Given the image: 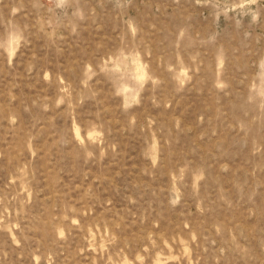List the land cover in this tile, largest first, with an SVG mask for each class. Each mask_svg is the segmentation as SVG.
I'll return each instance as SVG.
<instances>
[{
    "label": "rangeland",
    "instance_id": "rangeland-1",
    "mask_svg": "<svg viewBox=\"0 0 264 264\" xmlns=\"http://www.w3.org/2000/svg\"><path fill=\"white\" fill-rule=\"evenodd\" d=\"M0 264H264V0H0Z\"/></svg>",
    "mask_w": 264,
    "mask_h": 264
}]
</instances>
